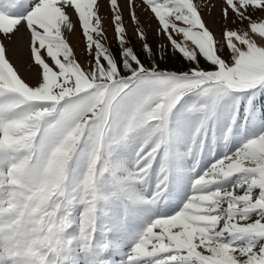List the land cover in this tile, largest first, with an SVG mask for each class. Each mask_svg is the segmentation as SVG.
<instances>
[{"label":"snow or ice","instance_id":"snow-or-ice-1","mask_svg":"<svg viewBox=\"0 0 264 264\" xmlns=\"http://www.w3.org/2000/svg\"><path fill=\"white\" fill-rule=\"evenodd\" d=\"M0 264H264V0H0Z\"/></svg>","mask_w":264,"mask_h":264},{"label":"rangeland","instance_id":"rangeland-1","mask_svg":"<svg viewBox=\"0 0 264 264\" xmlns=\"http://www.w3.org/2000/svg\"><path fill=\"white\" fill-rule=\"evenodd\" d=\"M137 2H139V0H137ZM201 4L202 5H207L208 4V0H200ZM106 16V14H105ZM133 28L134 26L129 23L128 25V33L129 35L131 36L132 38V43L136 46L137 49L140 48V41L137 39V37L135 36L134 32H133ZM154 29H155V25L153 24V27L152 28H146V31H148L149 33V39L155 44V43H162L163 41H160L159 38L155 35V32H154ZM108 35L110 37V40H109V43L112 44L113 47H115V42L113 39H111V37H113V33L111 31V29L109 28V31H108ZM72 41L74 44H78L79 46L77 47L76 51L77 53L79 54L80 58L83 60L84 59V51H83V43H82V37L77 33V34H74L72 35ZM164 63L166 64H169V66H177L179 67L180 64H179V61H177L175 58H173V60L171 61H164ZM212 160V155L211 153L209 152L207 155H206V158H205V161L204 163H208Z\"/></svg>","mask_w":264,"mask_h":264}]
</instances>
